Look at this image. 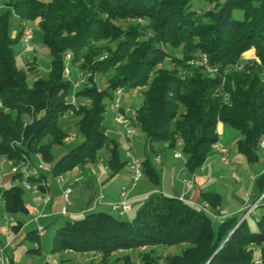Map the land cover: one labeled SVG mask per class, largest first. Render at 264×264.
Wrapping results in <instances>:
<instances>
[{
  "label": "trees",
  "instance_id": "obj_1",
  "mask_svg": "<svg viewBox=\"0 0 264 264\" xmlns=\"http://www.w3.org/2000/svg\"><path fill=\"white\" fill-rule=\"evenodd\" d=\"M3 7L0 155L16 166L33 164L32 157L38 156L58 176L95 163L106 149L110 175L117 174L128 161L120 158L117 139L108 135L105 124L117 88H142L136 126L151 148L182 144L191 172L215 154L222 123L240 132L237 149L248 162L259 159L264 139V0H4ZM13 15L20 21L39 19L52 57L48 76L36 75L31 84L17 60L21 28L16 36L10 34ZM114 40L115 47L99 45ZM103 53L107 55L101 58ZM199 55L208 57L212 74L189 63ZM168 58L174 68L162 66ZM77 70L92 72L74 91L77 100H88L74 114L83 140L56 157L52 146L64 144L69 135L59 120L74 107L70 75ZM98 74L106 76V87L99 86ZM142 163L148 179L158 184L157 169L148 158ZM43 174L25 178L17 172L13 178L37 181L43 189ZM256 185L254 202L264 195V172ZM25 191L21 183L0 188L4 211L28 214ZM202 198L210 213L204 206L153 193L132 219L106 211L66 219L54 232L52 252L95 251L102 264H112L113 253L153 246L117 261L157 264L156 247H180L165 256L166 264H264V196L255 208H263L261 214L254 210L242 221V216L228 217L217 227L213 214L219 213L221 195L202 192Z\"/></svg>",
  "mask_w": 264,
  "mask_h": 264
},
{
  "label": "crops",
  "instance_id": "obj_2",
  "mask_svg": "<svg viewBox=\"0 0 264 264\" xmlns=\"http://www.w3.org/2000/svg\"><path fill=\"white\" fill-rule=\"evenodd\" d=\"M25 50V47L22 45L20 49V54H22V57ZM251 53L252 52L249 51L247 56L250 57ZM27 56H29V59L32 58L31 61L33 59H36L38 62V59L34 58V56L38 57V54L35 52L33 46H30V50L28 51ZM37 70L33 72H36ZM132 104L133 103H131L130 105L125 104V106L134 108ZM111 117L112 122L106 123L108 135L114 138H117L119 136L122 137L123 127L118 125L114 121L113 112ZM220 125L222 124H219V128ZM143 135L144 134L139 131L138 136H135L130 140L127 139L130 150H132V147H134L136 144H140V142H138L139 137L142 141H144V145H148L146 143V137L145 135ZM69 140L71 141L73 139L70 138ZM164 146H167V144H165ZM158 157L159 161H157ZM99 160L100 162L97 166H92L91 164L87 163L82 167H77L72 171L63 174L65 177L63 185H60L58 183L54 175H48V173L38 170L37 164L35 162H33V164L29 166V176H38L42 173L47 175V178L40 182L44 186L43 189H39L37 193L27 190L29 194L27 199L28 203H26V206L29 208H34L39 214H41V216L37 220H35L33 215L29 213L26 214L28 216V221L25 223L22 221L21 226L18 229H15V225H17L18 221L21 220L9 218V225L6 228L7 230L5 232V239L0 238V252H2L5 258L10 260L11 264H20V261H16V255H14V257L12 258L10 255H8V253L6 254L8 248L17 249L20 244L22 245L25 239H32L31 237H33L32 240L34 242V248L30 247L27 249V256L30 253L36 255L34 260L31 259L32 264H55L54 261H47V255L53 253V241H51L52 247H50L51 238L41 239L40 237H46L45 226L54 223L56 220H59L60 216L64 217L65 219H70L72 216H76L78 214L82 215L86 212L93 211H106L114 214V211L111 208V203L120 199V192L123 187H129L132 185V177L127 164L116 175L109 178L111 170L108 164L104 165L106 159L100 158ZM217 161H220V158L218 154L215 153L206 160L205 164L207 167L204 171L198 169V171L196 172H191L185 164L180 165L174 160H170L169 162L167 161L165 163L163 161V155L161 151L156 152L154 156V162L158 167H161V179L158 183L159 186L156 187L155 184H153L152 182H148V180H144L147 182L141 183L143 180H140V183H138L130 191L129 196L131 210L128 212V214H130L132 210H134L136 204L137 207L140 206L153 193H161L168 196L178 197L185 200L186 202L202 208L205 203L204 199L202 198V192H218L221 195L222 202L219 207L220 214H213L214 219H216L218 223H221L225 218L239 216L238 214L240 212H244L245 210L247 212L248 207L254 203L253 202L251 204L249 198L244 199L239 197L237 200L239 204L235 205L234 207L231 205H225L223 201L222 191L220 189V187L222 186L220 185V181L222 180V173L217 166ZM1 168L2 166L0 165V170ZM225 168H227V166H225ZM13 176L14 173L12 174V176L6 175L7 179L5 181L6 185L4 187H8L9 185L14 183L23 184V182L26 180L23 179L20 182L17 179L14 180ZM24 177L26 178V176ZM187 181L191 182V185H187ZM31 183L36 187L39 185L37 181ZM66 187H70L72 189L70 201L68 203L63 199V190ZM46 194H50L51 196V199L47 203H45ZM100 196H102V198L100 201H98ZM0 203V215L7 218V216L4 215V205L1 198ZM261 203L263 202L261 201ZM63 208L66 209L67 214L62 213ZM254 210L256 211V209ZM254 210H252V212H254ZM207 211L209 213L211 212L210 209H207ZM262 212L263 208H257L256 213L261 214ZM31 225H34L32 226L33 229L30 231L26 230V228ZM39 225H42L45 228L43 234H39L38 232ZM32 231L35 232L33 234H30V232ZM158 248L160 247H156V249ZM161 249L163 252L162 256L165 258L167 254L176 252V249H180V247H161ZM54 254L61 261V264H90V262L86 261L81 262V260L84 259L85 255L75 251H64L63 253ZM159 257V264H166L164 258H162L161 256Z\"/></svg>",
  "mask_w": 264,
  "mask_h": 264
},
{
  "label": "rangeland",
  "instance_id": "obj_3",
  "mask_svg": "<svg viewBox=\"0 0 264 264\" xmlns=\"http://www.w3.org/2000/svg\"><path fill=\"white\" fill-rule=\"evenodd\" d=\"M3 1L4 0H0V9L2 11H4V9H5L3 7ZM45 1H49V0H45ZM24 24L29 26L33 30V38L30 41V46H33V48L35 49V52L38 54V57L34 56V58L38 59V62L36 59L35 60L33 59L31 61L32 58L29 59V56L25 57L24 53H23V57H22V54H20L21 46L22 45L24 46L22 41H18L16 44L17 48H18L17 49V60H18L19 66L23 67L24 69H26L28 71V75H29L28 76V82H29V84H31L33 82V80L35 79L36 75L43 76V77L48 76L52 57L50 55L49 48L43 43L42 31L39 27V19L38 18H36L34 20L20 21L17 16L13 15V17L11 18V21H10V34H11V36L12 37L16 36L17 32L20 30V25H21V27H23ZM122 24L125 25L126 22H123ZM99 45H107V46L115 47L117 45V41L114 40V41L109 42V43L106 41H102L99 43ZM106 55H107V53H103L101 58H104ZM69 56L70 55L67 56L68 60L70 58ZM23 58H25V59H23ZM162 66L168 67V68H174V63L170 58H168L165 60V62L163 63ZM35 70H37V71L33 72ZM91 75H92V72L89 70H85V71L77 70L75 72H72V74L70 75V78L72 81L75 82L76 80L77 81L80 80V78L82 76L84 77V79H86L87 76H91ZM95 78L97 79L99 86L101 88L106 87V85H107L106 76H103V75L101 76L98 74ZM141 101H142V88L133 89V90H130L128 92H124V94H123V98H122L123 105L125 106V104L130 105L131 103H133L132 105L134 106V108H131L133 110H135L136 107L139 106ZM77 102H78V104L79 103H84V104L88 103V101L86 99H84V100L81 99V101L77 100ZM111 116H112V112L108 108V111H107L106 117H105V124L107 122H112ZM78 118L79 117L77 115H73L70 117H62L59 120V125L69 135L66 138L64 144L52 146V152L56 157H60L62 154H64L70 148H72L73 146H75L76 144L80 143L83 140V136H82L80 129H79V126L77 124ZM218 132L220 135V142L223 145H225L227 148H229V151H230V153H229L230 165L227 166V168H225V166H223L220 163V161H217V164H218L217 166L220 169V172L222 173L221 174L222 180L220 181L221 182L220 185H222V186L220 187V189L222 191L223 201H224L225 205H227V206L231 205L234 207L235 205L239 204L237 200L239 197H241L244 199L249 198L250 203L252 204L255 200V197H256L255 195L257 193L256 179L261 173L264 172V148H259V150H258L259 159L257 161L248 162L247 159L245 158V156H243L237 149L238 140L242 137L240 132L234 130L229 125H226L223 123H222V125H220V128L218 126ZM123 136H124V129H123ZM123 136L122 137L119 136L116 139H117L118 147L120 150V158L122 160H127L128 159L127 149H129V143L127 142L126 137L125 136L123 137ZM70 138H72L73 140L70 141L69 140ZM138 142H140V144L139 145L136 144L134 147H132L131 154L138 159L145 160L148 158L149 161L152 163V165L157 169L158 174L160 175V179H161V174H160V168L161 167H158L154 162V156H155L156 152L161 151V153L163 155V161L165 163L167 161L169 162L170 160H174L175 162L179 163L180 165H184L186 162V155H185V152L183 150V145L180 143L178 145H176L175 149H173V148L169 147L168 145L164 146L165 145L164 143H157L155 148H151L149 145H144V141H142L140 139V137H139ZM141 143H143V144H141ZM174 151L182 152V157H180V158L176 157L175 158L174 157ZM100 158L106 159L104 165L108 164L107 153H106L105 149L101 150V152L99 153L98 158H97L95 163H89V164H91L92 166L99 165V162H100L99 159ZM39 160L40 159L38 156L32 157V161L35 162L36 164L39 163ZM1 166H2V168L0 170V176L2 179V188H3L6 185L5 184V181L7 179L6 175L12 176L13 172H12V169L10 168L9 165L5 164V165H1ZM233 172L237 173L240 176L239 181H237L233 178V176H232ZM113 176L109 175V178H111ZM140 180H143L141 183L147 182L144 180H148V182H151L144 172H143ZM10 181H11V179H10ZM138 183H140V181ZM155 185H156V187L159 186V184H155ZM28 194L29 193L26 190L25 191V197H24L25 204L28 203L27 202ZM129 203H130V199H129ZM0 206H1V203H0ZM136 209H137V204H136V207L134 208V210H132V212L130 214L127 213L125 215H122L118 212H114V214L118 217L123 218V219H132V217L135 214ZM217 210L220 214V210L219 209H217ZM245 212H246V210L244 212H240L238 215L242 216ZM88 213L89 212H86L85 214H82V215L78 214L76 216H72L69 220L84 217ZM4 215H6L8 219L5 218V216L0 215V238L1 239H5V232L7 230L6 229L7 226L9 225L8 224L9 218H15L17 220L23 221L24 223L28 221V216L22 212L10 214V213H7L4 211ZM65 220L66 219L64 217L60 216L59 220H56L54 223L46 225L45 226L46 237L41 236L40 238L41 239L51 238L50 242L53 241V235H54L56 228L61 223H63ZM251 220H252V222H251L252 228L255 229L256 228V222L253 219H251ZM213 222H214V226L217 227L219 224L217 222V220L213 219ZM34 225L28 226L26 228V230H29V231L32 230L33 229L32 226H34ZM30 247L34 248L33 240L32 239H25L24 242L22 243V245L20 244L17 249L8 248L6 254L8 253V255H10L12 258L14 257V255H16L17 256L16 261H18V262L20 261V264H32L31 259L34 260L36 255L30 253L27 256V254H28L27 249ZM50 247H52V242H51ZM140 251H141L140 249H136L132 252H128V251L117 252L112 258V264H122V262L117 261V259L122 258L124 254H128V253H131L133 256H137L140 253ZM154 251H155L154 253L157 256H161L162 258H164L162 256L163 252H162L161 247L158 249H155ZM179 251H180V249H176V252H179ZM98 263L102 264L101 257L99 258ZM36 264H38V263H36ZM157 264H159V262H157Z\"/></svg>",
  "mask_w": 264,
  "mask_h": 264
},
{
  "label": "built area",
  "instance_id": "obj_4",
  "mask_svg": "<svg viewBox=\"0 0 264 264\" xmlns=\"http://www.w3.org/2000/svg\"><path fill=\"white\" fill-rule=\"evenodd\" d=\"M21 31H22V42L25 46V56H27L28 51L30 50V41L33 38V30L24 24L23 27H21ZM189 63L193 66H201L203 67L207 73H213L215 71V68L212 67L209 64V60L208 57L206 55H199L198 57H194L192 58ZM68 71V70H67ZM86 83V79H84V77L82 76L80 78V80H76L75 82L73 81V92L71 94V101L73 103V108L69 109L64 117H70L73 116L75 114V111L78 109V102H77V97L74 93V91L79 88L82 84ZM123 89L121 88H117L114 91V99L112 100V102L109 105V109L110 111H112L114 113V120L115 122L122 126L124 129V136L126 137V139L130 140L135 136L139 135V129L135 124V110L126 107L123 105L122 103V98H123ZM2 106V102L0 101V107ZM260 146L262 148H264V139L260 142ZM213 149L214 152L216 154H218L220 161L223 165L228 166L230 165V161H229V148H227L225 145H223L220 140L217 141L216 143H214L213 145ZM174 156L175 157H182V152L180 151H174ZM127 161H128V168L132 177V185L129 187H123L121 192H120V199L118 201L112 202L111 203V208L114 212H118L122 215L127 214L130 210H131V205L129 203V199H130V191L133 187H135L138 182L140 181L142 174H143V163L141 159H138L136 157H134L131 154V150L130 148L127 149ZM157 161H159V157L157 158ZM9 165L10 168L12 169L13 173H17V172H22L24 176L28 177V168L31 165V163L29 161H27L26 163L20 165V166H16L11 160H8L6 157L0 155V165ZM206 164L204 163L202 166L199 167V170L204 171L206 169ZM37 169L40 171H43L45 173H48V175H52L51 171H52V167L51 165L43 162L42 160L39 161V163L37 164ZM233 178L237 181L240 180V176L233 172L232 174ZM56 180L58 181V183L60 185H63L64 181H65V177L63 174L55 176ZM187 185H191V182L187 181ZM23 186L26 190H30L34 193H37L38 190L40 189V187H36L35 185H33L31 182L29 181H24L23 182ZM0 188H2V179L0 176ZM72 193V189L70 187H66L63 190V199L65 202H69L70 201V196ZM264 195H262L261 197H259L258 200H256L252 205H250L247 209L246 212V216L248 214H250L252 212V210H254L258 204L260 203V201L262 200ZM102 198V196L99 197L98 201H100ZM51 199L50 194H46L45 196V203H47L49 200ZM204 208L205 209H209V203L205 202L204 203ZM29 214L34 216V219L37 220L41 214H39L34 208H29L27 207ZM219 209V207H218ZM63 214H67L66 209L63 208L62 210ZM13 220V219H11ZM45 231V228L42 225L38 226V232L39 234H43ZM153 248V246H143L141 248H139L141 251H145L148 249ZM121 251H128V252H132L134 250L132 249H128V250H120L118 252ZM116 253H113V256ZM85 257L84 259L81 260V262H90L91 264H99L98 260L100 258V253L95 252V251H90L87 253H84ZM47 261H54L55 264H61V261L57 258V256L54 253H50L47 255ZM139 259H137V262L139 263ZM0 264H11L10 260L5 258L4 255L2 254V252H0Z\"/></svg>",
  "mask_w": 264,
  "mask_h": 264
},
{
  "label": "water",
  "instance_id": "obj_5",
  "mask_svg": "<svg viewBox=\"0 0 264 264\" xmlns=\"http://www.w3.org/2000/svg\"><path fill=\"white\" fill-rule=\"evenodd\" d=\"M245 217H246V213L243 214V216L241 217L240 221H242Z\"/></svg>",
  "mask_w": 264,
  "mask_h": 264
}]
</instances>
